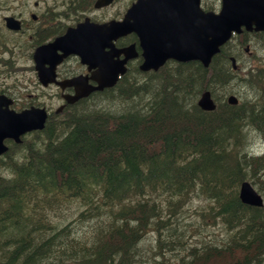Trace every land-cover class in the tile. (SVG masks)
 I'll list each match as a JSON object with an SVG mask.
<instances>
[{"label": "trees", "instance_id": "16d2710c", "mask_svg": "<svg viewBox=\"0 0 264 264\" xmlns=\"http://www.w3.org/2000/svg\"><path fill=\"white\" fill-rule=\"evenodd\" d=\"M229 53L225 45L208 67L195 61L165 65L151 73L134 70L114 88L69 107L31 140L11 146L0 160V264H49L52 259L50 264H146L140 248L145 234L152 231L157 254L175 248V239L181 236L180 214L188 216L185 226L192 225V214L200 216L185 201L195 186L212 198L222 219L231 218L230 208L240 214L231 223L233 241L257 240L264 248V227L260 219L246 217L237 207L235 188L244 173V154L239 151L242 122L251 118L253 123L260 115L226 102L225 87L234 79ZM204 88L214 97L224 88L212 111L194 103ZM115 98L131 102L118 109L101 106L105 99ZM8 174L14 178L7 179ZM234 249H229L230 264L256 263L235 257ZM164 251L154 254L155 264ZM203 251L196 259L206 264L208 252Z\"/></svg>", "mask_w": 264, "mask_h": 264}, {"label": "water", "instance_id": "95a60500", "mask_svg": "<svg viewBox=\"0 0 264 264\" xmlns=\"http://www.w3.org/2000/svg\"><path fill=\"white\" fill-rule=\"evenodd\" d=\"M106 1H96V5L102 4ZM197 4V0H194ZM230 3L235 4L238 8L232 12H222L219 15H211L206 20L204 27H199L198 30H194L193 34L190 33L186 42L173 43L171 48L165 49L159 47L154 49L153 52L148 50L146 46V40L143 41L145 51L143 52L145 60L141 65L142 69L155 67V61L162 60L167 55H175L179 59H187L189 57H198L204 64H207L211 55L217 50L218 45L223 42L230 33V30L234 27L230 24L231 19L236 22L251 20H263L264 19V0H230ZM119 21L118 23L110 25L112 31H100V27H91L86 22L78 25L76 28H71L67 32L56 40V44L62 46L65 50L64 53L74 51L82 55L83 58L95 61L96 54L100 53L102 45L106 44V37L116 36L121 33L127 32L132 28L129 21ZM104 35H101V34ZM106 36V37H105ZM161 48V49H160ZM126 50V48L124 49ZM103 63L107 64L108 61L103 56ZM122 70V69H120ZM106 76V73H105ZM115 80V75L110 80L106 81L102 85L112 84ZM198 103L205 107H213L212 100L208 91L202 93ZM43 115L37 121L32 115L25 112L2 116L0 119V153L6 149L2 144L4 136H13L16 140H19L18 135L27 129L33 127H41L43 124ZM240 196L243 200L259 203L260 199L251 190L250 186L246 182H242L240 188Z\"/></svg>", "mask_w": 264, "mask_h": 264}, {"label": "flooded vegetation", "instance_id": "af4514ba", "mask_svg": "<svg viewBox=\"0 0 264 264\" xmlns=\"http://www.w3.org/2000/svg\"><path fill=\"white\" fill-rule=\"evenodd\" d=\"M25 1L26 0H0V93L10 96L13 99L10 106L17 110L30 105L43 106L48 112V116L50 117L48 119L49 121L55 114L54 112H57L56 109H53V100L56 98L62 100L59 104L63 105L62 109L66 106L73 105L80 100L67 104L64 102V93H72V87L61 90L54 82H49L46 85H43L39 81L38 71L34 66L32 50L38 44L50 39V37L46 36L47 38H44V36L53 32L54 27L59 28V18L68 17L67 13L55 10L56 5L67 3L68 0H32L31 3ZM49 2H52L54 5H50ZM7 16H13L18 20L19 30L15 31L6 27L5 18ZM4 31L24 35L26 40L25 43H16L8 46L4 43ZM133 41L134 39L129 42ZM27 47L29 48L27 52L22 51V49ZM26 58L32 60L30 63L33 72L32 85H30L29 82L28 84H24L19 79H13V77L16 76V72L21 70L20 67L16 66L18 60H25ZM140 60L141 58L137 57L128 62V64L138 66ZM55 71L56 79L90 73L85 65L80 64L75 55L68 56L65 60L60 62L56 66ZM11 81L13 84H7V82ZM88 81L94 83L91 79ZM261 81H264L263 70L259 72L257 78L250 83L248 87L250 89H252V87L258 88L260 85L258 82ZM263 90L264 88L261 92L258 91L256 93L248 90L250 92L249 95L247 94L249 98L246 99V97L244 98V95H240L239 100H244L245 103L256 102L259 96L263 93ZM24 96L26 97L25 101L22 100V97Z\"/></svg>", "mask_w": 264, "mask_h": 264}, {"label": "rangeland", "instance_id": "374dc122", "mask_svg": "<svg viewBox=\"0 0 264 264\" xmlns=\"http://www.w3.org/2000/svg\"><path fill=\"white\" fill-rule=\"evenodd\" d=\"M31 1L32 0H26L25 2L31 3ZM126 1L127 0H116V2L112 3V5L110 7H108L107 9H104V12H107L110 15L113 14L115 11L118 12V11H120L122 9V6H123V4ZM216 2H217V5H218L219 0H216ZM49 3H50V5H54L52 2H49ZM120 4H122V5H120ZM63 9H64L63 5H58V6L55 7V10H59V11H61ZM96 13L99 14L100 11H96ZM73 17H74V15L71 14V15L68 16L67 19H63V21H65L67 23H70L72 21ZM23 37H25V36H23ZM246 42L250 46L251 54L247 55V54H245L243 52L242 48H239L240 49V52H239V68H238V72L234 74V77H242V76H244V74H246L245 71H240V69L242 67H251V68L263 67L261 69V71L262 70L264 71V36L251 37L250 40L246 41ZM16 43L17 44L25 43V39L22 40L21 42H18V40H13L12 42H8L7 45L11 46V45L16 44ZM28 49L29 48L27 47V48L22 49V51L27 52ZM239 49L233 43L228 46V50H230V51H232V50L239 51ZM30 63H31V59L30 58H28V59L26 58L25 60L24 59H19L18 60V64H19V67H20L21 70H18L16 72V76H14L13 79L14 80L19 79L24 84H26V83L28 84V82H29L30 85H32L33 72H32V68L30 67ZM172 65H174V64H172ZM166 66H171V63L166 64ZM261 82H258L260 84L258 88H256V87L253 88L252 87V89H250L249 87H247L244 84H237L235 82V80L233 79L231 82H229L228 85H226L225 88H228V91L226 93H234L237 96L238 95L239 96L240 95H244V98L246 97V99H247V98H249L247 96V94L249 95V93H250L248 90H251L253 93H256L258 91L259 92L262 91V89L264 88V81L262 83ZM8 83H12L13 84L12 81L11 82H7V84ZM223 90H224V88L219 89L218 96H220L222 94ZM98 97L100 98L99 101H103V99H104V98H102L103 96L98 95ZM111 97H113V96H111ZM54 102H56V101L54 100ZM94 102L96 103V102H98V100H95ZM112 102H114V103H112ZM129 102H131L130 99H127V100L125 99L124 101L121 98H118V99L115 98V100H112V101L109 100V99H105V101L101 103V106L103 108H107L108 107V108H111V109H113V108L114 109H118L119 106H122L123 104H127ZM32 138H33V136H30L28 138V140H31ZM247 138H248L251 150L253 148L264 147V138L259 133H255L254 131H250L248 133V135H247ZM239 147L240 148H245L243 143H241V145ZM251 161L247 165L243 166L244 171H247L246 172L247 176H248V173H250L248 171L247 167L249 166ZM261 170L263 172L260 174V178L264 179V175H263L264 174V166L261 168ZM2 171H3V169H2ZM258 182H261V181L258 180ZM260 187H261V189H259L257 191V193H259L262 196L263 203H264V183H262V184L260 183ZM191 204H192L191 208L195 207L196 209H201L202 207H204V202L201 199H197L196 197L192 198ZM216 210H217V207H216ZM217 220H223L222 217L219 214H215L214 215V221H217ZM178 223H180V225H178V227H177V232L180 233V235H181L182 234V230L181 229H184V228H181L182 220H179ZM263 227H264V225H263ZM211 231H212V229H208V232H210V235L212 236V232ZM206 238H210V236H208L207 231H206V227H205V225H203V226L200 227V229L198 231V234L195 237V239L188 238L189 241L193 242V245L184 247L182 252L173 255L172 258H170V253H164L163 255H160V257H158L157 259H158V261L160 263L164 262L165 264H175L176 262H181V261L184 260L185 256L193 255V254H194L193 256H195V254H197V251H198L199 247L201 246V244H203V241ZM147 241H148V238H147ZM144 242H146V241H143L142 243H144ZM151 243L152 242L149 241V242L146 243V245L144 247H142V255H144V261H145L146 264H148V263L149 264H155V261H154L153 257H151V254H152L151 251L147 249V247ZM194 247H196L195 248L196 250L193 253L191 248H194ZM165 254H167V256Z\"/></svg>", "mask_w": 264, "mask_h": 264}, {"label": "bare ground", "instance_id": "6f19581e", "mask_svg": "<svg viewBox=\"0 0 264 264\" xmlns=\"http://www.w3.org/2000/svg\"><path fill=\"white\" fill-rule=\"evenodd\" d=\"M141 74H142V73H141ZM139 75H140V74H139ZM132 78H133V77H132ZM138 78H139V77H138ZM135 80H136V79H135ZM147 81H148V80H147ZM147 81H146V82H147ZM141 82H142V81H141ZM140 84H141V83H140ZM200 89H201V88H200ZM116 90H117V89H116ZM226 90L228 91V88H227ZM232 90H233V89H232ZM227 91H226V92H227ZM112 92H113V91H112ZM231 92H232V91H231ZM224 93H225V92H224ZM227 94H228V93H227ZM195 96H196V95H195ZM212 96H213V93H212ZM215 97L218 98L219 96L217 95V96H215ZM215 97H213V98H214V100H215V102H216V99H217V98H215ZM196 98H197V96H196ZM196 98H195V102H194V103H196V104L198 105V103H197V99H196ZM219 99H221V98H219ZM219 99H217V101H218ZM223 99H224V98H223ZM221 102H223V101H221ZM216 103H217V102H216ZM218 103H220V102L218 101ZM222 104H223V103H222ZM247 104H248V105H247ZM239 105L241 106V110H242V108L245 109V110H250V109H252V110H254V112L257 111V110H260V109L262 108L261 105H260L257 101H256V102H247V103H245L244 100H243V101H240V100H239ZM198 106H199V105H198ZM222 106H223V105H222ZM250 106H251V107H250ZM230 107H231V106H230ZM263 107H264V106H263ZM214 108H215V107H213L212 110H213ZM231 108H232V107H231ZM239 108H240V107H239ZM91 109H92V108H91ZM93 109H94V108H93ZM228 109H229V108H228ZM232 109H233V108H232ZM212 110H211V111H212ZM236 110H237V108H236ZM239 110H240V109H239ZM94 111H95V110H94ZM94 111H93V112H94ZM101 111H102V110H100V112H101ZM227 111H228V110H227ZM229 111H230V110H229ZM98 112H99V111H98ZM100 112H99V113H100ZM54 113H55V112H54ZM54 113H53V114H54ZM231 113H232V112H231ZM236 113H238V112H236ZM239 113H240V112H239ZM248 113H250V111H249ZM251 113H252V111H251ZM106 114H107V113H106ZM225 114H226V113H225ZM227 114H228V112H227ZM227 114H226V115H227ZM234 114H235V113H234ZM234 114H233V115H234ZM246 114H247V112H246ZM257 114H258V113H257ZM230 115H231V114H230ZM230 115H229V116H230ZM233 115H232V116H233ZM240 115H242V114H240ZM92 116H93V115H92ZM238 116H239V115H238ZM254 116H256L255 113H254ZM225 117H226V116H225ZM225 117H223V118H225ZM233 117H234V116H233ZM245 117H246V116H245ZM247 117H249V116H247ZM250 117H251V116H250ZM263 117H264V116H263ZM93 118H94V117H93ZM229 118H230V117H229ZM243 118H244V116H243ZM253 118H254V117H253ZM259 118H260V117H259ZM235 119H237V118H235ZM235 119H234V120H235ZM241 119H242V118H241ZM249 119H251V118H249ZM98 120H99V119H98ZM228 120H229V119H228ZM228 120H226V121H228ZM237 120H238V119H237ZM254 120H255V118H254ZM54 121H55V120H54ZM86 121H87V120H86ZM226 121H225V122H226ZM239 121H241V120H239ZM250 121H251V120H250ZM233 122H235V121H233ZM94 124H95V123H94ZM237 124H238V123H237ZM237 126H238V125H237ZM110 127H111V126H110ZM206 127H207V126H206ZM206 127H205V128H206ZM238 127H240V126H238ZM241 127H242V126H241ZM69 128H70V127H69ZM69 128H68V129H69ZM239 129H240V128H239ZM42 130H43V129H42ZM54 130H56V129H54ZM203 130H204V129H203ZM38 132H39V131H38ZM237 132H238V130H237ZM234 133H236V132H234ZM241 134H242V133H241ZM238 135H240V133H239ZM239 138L241 139V137H239ZM41 139H42V138H41ZM231 139H232V138H231ZM233 140H235V139H233ZM241 140H242V139H241ZM37 141H38V140H37ZM129 141H130V140H129ZM229 144H230V143H229ZM232 144H233V143H232ZM221 145H222V144H221ZM234 145H235V144H234ZM29 146H30V145H29ZM230 146H231V145H230ZM134 147H135V146H134ZM226 147H227V146H226ZM234 147H235V146H234ZM38 148H39V147H38ZM230 149H231V148H230ZM35 150H36V149H35ZM207 150H208V149H207ZM33 151H34V148H33ZM208 151H209V150H208ZM210 152H211V150H210ZM220 152H221V151H220ZM36 153H37V152H36ZM236 155H237V154H236ZM31 156H32V155H31ZM151 157H152V155H151ZM211 158H212V156H211ZM239 158H240V157H239ZM36 159H37V158H36ZM206 159H207V158H206ZM11 160H12V159H11ZM153 160H154V159H153ZM153 160H152V161H153ZM197 160H198V159H197ZM251 160H253V158H249V156H248V157L246 158L245 162H244V165H247ZM208 161H209V160H208ZM6 163H7V162H6ZM130 164H131V163H130ZM3 165H4V164H3ZM197 165H198V164H197ZM202 165H203V163H202ZM184 166H185V165H184ZM186 167H188V166H186ZM207 167H208V166H207ZM214 167H215V166H214ZM65 168H66V166H65ZM194 168H195V167H194ZM208 168H209V167H208ZM155 169H156V168H155ZM183 169H184V168H183ZM185 169H186V168H185ZM187 169H188V168H187ZM187 169H186V170H187ZM68 170H70V169H68ZM190 170H191V169H190ZM193 170H194V169H193ZM218 171H221V170H218ZM9 172H10V171H9ZM65 172H66V171H65ZM70 172H71V171H70ZM118 172H119V171H118ZM66 173H67V172H66ZM106 173H107V172H106ZM69 174H70V173H69ZM97 174H98V173H97ZM99 174H100V172H99ZM208 174H209V173H208ZM217 174H218V173H217ZM12 175H14V174H12ZM151 175H152V174H151ZM263 175H264V174H263ZM0 176H1V175H0ZM3 176H4V175H3ZM49 176H50V175H49ZM55 176H56V174L54 175V177H55ZM95 176H96V175H95ZM71 177H72V176H71ZM96 177H97V176H96ZM100 177H101V176H100ZM44 178H45V177H44ZM110 178H111V176H110ZM155 178H156V177H155ZM45 180H46V179H45ZM68 180H69V178H68ZM72 180H73V178H72ZM192 180H193V177H192ZM53 181H54V180H53ZM55 181H56V177H55ZM108 181H109V180H108ZM70 182H71V181H70ZM73 182H74V181H73ZM73 182L70 183V184H73ZM190 182H191V181H190ZM55 183H57V182H55ZM66 183H68V182H66ZM83 183H84V182H83ZM114 183H115V182H114ZM209 183H210V182H209ZM59 184H60V183H59ZM68 184H69V183H68ZM68 184H67V185H68ZM87 184H88V183H87ZM76 185H77V184H76ZM187 186H189V185H187ZM19 187H20V186H19ZM57 187H58V186H57ZM68 187H69V185H68ZM235 188H236V187H235ZM75 189H77V188H75ZM188 190H189V189H188ZM76 192H77V191H76ZM103 192H104V191H103ZM19 194H20V193H19ZM257 194H259V193H257ZM74 195H75V194H74ZM259 195H260V194H259ZM260 196H261V195H260ZM24 198H25V197H24ZM67 198H68V197H67ZM210 198H211V197H210ZM211 199H212V198H211ZM222 199H223V198H222ZM16 200H17V199H16ZM16 200H14V202H15ZM67 201H69V200H67ZM260 202L263 203L262 196H261V200H260ZM16 203H17V202H16ZM42 203H44V202H42ZM45 203H46V202H45ZM28 204H29V203H28ZM29 206H31V205H29ZM42 206H43V205H42ZM186 206H187V205H186ZM53 207H54V206H53ZM100 207H101V206H100ZM102 207H103V206H102ZM102 207L100 208V210L104 209V208H102ZM227 207H228V206H227ZM51 208H52V207H51ZM90 209H91V208H90ZM57 210H58V209H57ZM63 210H64V209H63ZM91 210H92V209H91ZM43 211H44V210H43ZM66 211H67V210H66ZM82 211H84V210H82ZM89 211H90V210H89ZM96 211H97V209H96ZM45 212H47V210L44 211L43 213H45ZM53 212H54V211H53ZM55 212H56V211H55ZM87 212H88V211H86L85 213H87ZM50 213H52V212H50ZM83 213H84V212H83ZM236 213H237L236 210L234 211L232 208L229 209V214H230L231 218L235 217V214H236ZM1 214H2V213H1ZM55 214H56V213H55ZM215 214H216V211H215ZM81 215H82V216H86V215H83V214H81ZM236 215H237V214H236ZM49 216H50V215H49ZM49 216H48V217H49ZM79 216H80V215H79ZM162 216H163V215H162ZM237 216L240 217V214L237 215ZM246 217H247V216H246ZM54 218H55V217H54ZM56 218H57V217H56ZM96 218H97V217H96ZM101 218H102V217H101ZM167 218H168V216H167ZM77 219H78V218H77ZM81 219H82V218H81ZM87 219H88V218H87ZM98 219H99V217H98ZM255 219H256V218H255ZM82 220H83V219H82ZM92 220H93V219H92ZM96 220H97V219H96ZM100 220H102V219H100ZM39 221H40V220H39ZM39 221H38V222H39ZM57 221H58V220H57ZM71 221H72V220H71ZM102 221H103V220H102ZM258 221H259V220H258ZM42 222H43V221H42ZM66 222H67V221H66ZM81 222H82V221H81ZM86 222H87V221H86ZM86 222H85V223H86ZM238 222H239V221H238ZM60 223H61V222H60ZM95 223H96V222H95ZM103 223H104V221H103ZM244 223H245V222H244ZM247 223H248V222H247ZM62 224H63V223H62ZM64 224L67 226L66 223H64ZM91 224H92V222H91ZM99 224H100V223H99ZM172 224H174V223H172ZM234 224H235V223H234ZM245 224H246V223H245ZM248 224H249V223H248ZM50 225H51V224H50ZM73 225H74V224H73ZM100 225H101V224H100ZM102 225H103V224H102ZM48 226H49V225H48ZM52 226H53V225H52ZM60 226H61V225H60ZM74 226H75V225H74ZM241 226H242V224H241ZM244 226H245V225H244ZM40 227H41V226H40ZM53 227H54V226H53ZM67 227H68V226H67ZM46 228H47V227H46ZM57 228H58V227H57ZM57 228H56V229H57ZM62 228H63V227H62ZM62 228H61V230H62ZM72 228H73V227H72ZM101 228H102V226H101ZM244 228H246V227H244ZM247 228H248V227H247ZM247 228H246V229H247ZM50 229H51V228H50ZM52 229H53V228H52ZM56 229H54V230H56ZM65 229H66V227H65ZM248 230H249V228H248ZM63 231H65V230H63ZM68 231H69V230H68ZM72 231H73V230H72ZM72 231H71V232H72ZM97 231H99V230H97ZM103 231H104V232H105V231L107 232L106 229L103 230ZM243 231H244V230H243ZM243 231H242V232H243ZM56 232H57V231H56ZM71 232H70V233H71ZM100 232H101V230H100ZM159 232H160V230H159ZM62 233H64V232H62ZM94 233H96V232H94ZM55 234H56V233H55ZM59 234H60V233H59ZM59 234H57V235H59ZM67 234H68V233H67ZM88 234H89V233H88ZM103 234H104V233H103ZM106 234H107V233H106ZM261 234H262V233H261ZM60 235H61V234H60ZM84 235H87V234H84ZM108 235H109V232H108ZM240 235H241V234H240ZM64 236H65V235H64ZM101 236H102V235H101ZM86 237H87V236H86ZM86 237H85V238H86ZM90 237H92V236H90ZM59 238H60V237H59ZM59 238H58V240H61V239H59ZM103 238H105V234H104V237H103ZM62 239H63V238H62ZM70 239H71V238H70ZM79 239H80V238H79ZM83 239H84V238H83ZM86 239H87V238H86ZM237 239H238V238H237ZM237 239H236V240H237ZM240 239H241V238H240ZM58 240H57V241H58ZM101 240H102V238H101ZM105 240H106V239H105ZM79 241H80V240H79ZM79 241H78V242H79ZM84 241H85V240H84ZM91 241H92V238H91ZM133 241H134V239H133ZM58 242H59V241H58ZM262 242H263V241H262ZM92 243H93V242H92ZM92 243H90V244H92ZM137 243H138V242H137ZM137 243H136V244H137ZM263 243H264V242H263ZM28 244H29V243H28ZM141 244H143V243H141ZM13 245H14V244H13ZM13 245H12V246H13ZM25 245H26V244H25ZM25 245H24V246H25ZM87 245H88V244H87ZM92 245H93V244H92ZM106 245H107V244H106ZM123 245H124V244H123ZM134 245H135V244H134ZM137 245H138V244H137ZM143 245H144V244H143ZM143 245H142V246H143ZM9 246H10V245H9ZM80 246H81V243H80ZM95 246H96V243H95ZM95 246H94V247H95ZM142 246H141V247L139 246V247L142 248ZM144 246H145V245H144ZM144 246H143V247H144ZM10 247H11V246H10ZM31 247H32V246H31ZM73 247H74V246H73ZM73 247H72V248H73ZM88 247H89V246H88ZM124 247H126V246H124ZM128 247H129V246H128ZM136 247H137V246H136ZM76 248H77V247H76ZM93 249H94V248H93ZM97 249H98V248H97ZM99 249H100V248H99ZM111 249H112V248H111ZM129 249H130V248H129ZM129 249H128V250H129ZM132 249H133V248H132ZM138 249H139V248H138ZM191 249H192V248H191ZM43 250H45V249H43ZM88 250H89V249H88ZM105 250H106V249H105ZM134 250H135V249H134ZM143 250H144V249H143ZM45 251H46V250H45ZM48 251H49V250H48ZM51 252H52V251H51ZM75 252H76V251H75ZM81 252H82V251H81ZM85 252H86V251H85ZM126 252H127V251H126ZM129 252H130V251H129ZM147 252H148V251H147ZM124 253H125V251H123V254H124ZM139 253H140V252H139ZM44 254H45V253H44ZM47 254H48V253H47ZM64 254H65V253H64ZM82 254H83V252H82ZM97 254H98V253H97ZM140 254H141V253H140ZM145 254H146V253H145ZM150 254H151V253H150ZM51 255H53V254H51ZM67 255H68V253H67ZM84 255H85V254H84ZM112 255H113V254H112ZM119 255H120V254H119ZM130 255H131V254H130ZM147 255H148V254H147ZM165 255L167 256V254H165ZM94 256H95V255H94ZM104 256H105V255H104ZM120 256H121V255H120ZM132 256H133V255H132ZM143 256H144V255H143ZM143 256H142V257H143ZM85 257H86V255H85ZM85 257H83V258H85ZM115 257H116V256H115ZM118 257H119V256H118ZM135 257H136V256H135ZM137 257H140V256H137ZM89 258H90V257H89ZM92 258H93V257H92ZM155 258H156V257H155ZM155 258H153V259L155 260ZM81 259H82V258H81ZM81 259H80V260H81ZM85 259H86V258H85ZM131 259H132V258H131ZM142 259H143V258H142ZM38 260H40V259H38ZM45 260H46V259H45ZM63 260H64V259H63ZM114 260H115V258H114ZM149 260H150V259H149ZM46 261H47V260H46ZM52 261H53V259H52ZM52 261H51V262H52ZM54 261H55V260H54ZM108 261H109V260H108ZM141 261H142V260H141ZM35 262H36V261H35ZM41 262H42V261H41ZM41 262H40V263H41ZM51 262H50V263H51ZM106 262H107V261H106ZM129 262H130V261H129ZM153 262H154V261H153ZM45 263H46V262H45ZM45 263H44V264H45ZM50 263H49V264H50ZM116 263H117V262H116ZM139 263H140V262H139ZM57 264H58V262H57ZM109 264H111V263H109ZM113 264H114V263H113ZM122 264H124V263L122 262ZM140 264H141V263H140ZM159 264H165V263H164V262H163V263H160V262H159Z\"/></svg>", "mask_w": 264, "mask_h": 264}, {"label": "clouds", "instance_id": "9594fccd", "mask_svg": "<svg viewBox=\"0 0 264 264\" xmlns=\"http://www.w3.org/2000/svg\"><path fill=\"white\" fill-rule=\"evenodd\" d=\"M249 158H259L264 156V147L261 148H253L248 152ZM7 179H13L14 177L11 174L6 175Z\"/></svg>", "mask_w": 264, "mask_h": 264}]
</instances>
